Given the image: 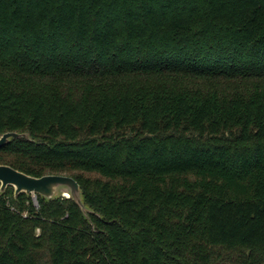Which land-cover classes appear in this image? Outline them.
<instances>
[{"label": "trees", "instance_id": "obj_1", "mask_svg": "<svg viewBox=\"0 0 264 264\" xmlns=\"http://www.w3.org/2000/svg\"><path fill=\"white\" fill-rule=\"evenodd\" d=\"M8 131L94 212L8 187L0 264L264 263V0H0Z\"/></svg>", "mask_w": 264, "mask_h": 264}, {"label": "water", "instance_id": "obj_2", "mask_svg": "<svg viewBox=\"0 0 264 264\" xmlns=\"http://www.w3.org/2000/svg\"><path fill=\"white\" fill-rule=\"evenodd\" d=\"M14 138H28L29 133L8 131L0 136V148L9 144ZM15 189V196L22 193L40 195L46 201L56 197L71 198L81 209L83 215L89 218L93 213L85 203L83 190L78 180L67 173H52L40 177L29 175L8 164H0V193L8 187Z\"/></svg>", "mask_w": 264, "mask_h": 264}, {"label": "rangeland", "instance_id": "obj_3", "mask_svg": "<svg viewBox=\"0 0 264 264\" xmlns=\"http://www.w3.org/2000/svg\"><path fill=\"white\" fill-rule=\"evenodd\" d=\"M74 172H70V174H73ZM77 172H75L74 174H76ZM83 176H90L91 178H95L98 176V174L96 173H87V172H83L82 173ZM34 196V195H33ZM39 231V230H38ZM260 254H264V249L261 251V250H257ZM264 264V263H263Z\"/></svg>", "mask_w": 264, "mask_h": 264}, {"label": "built area", "instance_id": "obj_4", "mask_svg": "<svg viewBox=\"0 0 264 264\" xmlns=\"http://www.w3.org/2000/svg\"><path fill=\"white\" fill-rule=\"evenodd\" d=\"M33 198H34V202H35V204L38 205V204H37V203H38V202H37V196L34 195Z\"/></svg>", "mask_w": 264, "mask_h": 264}]
</instances>
